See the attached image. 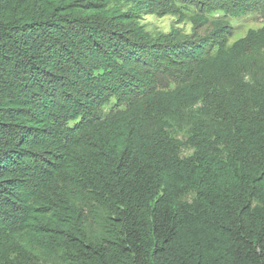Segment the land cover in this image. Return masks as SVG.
Returning <instances> with one entry per match:
<instances>
[{"label": "trees", "instance_id": "obj_1", "mask_svg": "<svg viewBox=\"0 0 264 264\" xmlns=\"http://www.w3.org/2000/svg\"><path fill=\"white\" fill-rule=\"evenodd\" d=\"M207 1L0 0V264H264V26L197 33L264 0Z\"/></svg>", "mask_w": 264, "mask_h": 264}, {"label": "rangeland", "instance_id": "obj_2", "mask_svg": "<svg viewBox=\"0 0 264 264\" xmlns=\"http://www.w3.org/2000/svg\"><path fill=\"white\" fill-rule=\"evenodd\" d=\"M211 0H208L209 3ZM198 13V12H197ZM195 14L193 7H190V11L185 14L186 18L183 22L178 23V18L172 15H165L163 17H158L156 15L144 16L141 24L144 26L145 31L155 37L159 34H167L171 29L175 28L181 31L183 34L189 35L192 32V19ZM208 24L204 25L202 28L197 30L200 37H204L212 29V24L215 21L227 22L230 25V31L232 36L229 40V44H233L238 39L243 38L248 31H257L264 26V18L260 14H249L243 16L242 18H230L221 11H210V13H205ZM264 62V57L262 58ZM200 110V104L197 103L192 106L190 111H186L184 119L177 120L173 119L170 124V134L174 137L183 139L186 137V128L189 124L197 118V114ZM191 151L182 150L183 155H189Z\"/></svg>", "mask_w": 264, "mask_h": 264}]
</instances>
